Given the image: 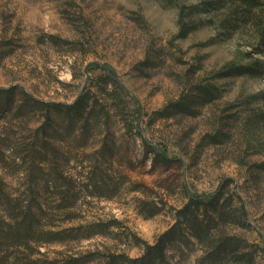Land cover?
Listing matches in <instances>:
<instances>
[{
	"label": "rangeland",
	"instance_id": "1",
	"mask_svg": "<svg viewBox=\"0 0 264 264\" xmlns=\"http://www.w3.org/2000/svg\"><path fill=\"white\" fill-rule=\"evenodd\" d=\"M203 1L0 0V264H249L210 259L189 230L140 262L190 196L215 193L232 198L222 230L264 264V121L245 123L264 75L212 78L264 55L250 24L221 28L224 10L180 38L179 7ZM199 83L221 96L158 114Z\"/></svg>",
	"mask_w": 264,
	"mask_h": 264
},
{
	"label": "trees",
	"instance_id": "2",
	"mask_svg": "<svg viewBox=\"0 0 264 264\" xmlns=\"http://www.w3.org/2000/svg\"><path fill=\"white\" fill-rule=\"evenodd\" d=\"M215 10L225 11L220 26L227 32H234L241 26L250 24L257 35V52L264 55V0H205L199 5L180 6V38L185 37L200 26L199 22H185L184 20L200 13L211 15ZM263 75L264 61L257 60L250 65L228 66L213 75L212 78L260 77ZM220 96L221 90L219 87L212 83H199L193 87L191 94H182L177 101L167 105L158 114L162 117H169L177 113L195 116L199 107L212 103ZM255 98L263 99V94H257ZM83 102V98H79L70 109L73 108L79 111L83 106ZM262 121H264V112L259 115L257 121L246 119L245 123L254 128L257 122ZM146 147L150 151H154L148 143H146ZM160 160L165 164L170 161L168 157L162 154ZM228 183L229 181L225 185ZM231 199V197L223 198L220 193L204 197L190 196L188 202L177 212L176 222L157 239L155 244L149 245L144 242L145 254L140 262L163 259L166 244L180 238L184 231L189 230L192 236L204 245L210 259L216 262L232 260L234 263L247 260V263L252 264V257H246V254L240 253L241 242L222 230V225L226 224L229 218L227 207ZM241 209L243 215L246 216L247 212L244 205H241ZM32 229L31 216L22 212L17 216L15 215L8 236L21 242L23 239H28L27 236L32 233ZM49 234L56 233L50 232ZM17 244L20 245L21 243ZM131 262L135 261L132 260Z\"/></svg>",
	"mask_w": 264,
	"mask_h": 264
}]
</instances>
